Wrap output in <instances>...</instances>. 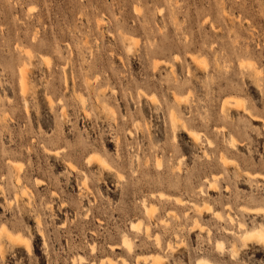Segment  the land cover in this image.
Instances as JSON below:
<instances>
[{
	"label": "rangeland",
	"instance_id": "rangeland-1",
	"mask_svg": "<svg viewBox=\"0 0 264 264\" xmlns=\"http://www.w3.org/2000/svg\"><path fill=\"white\" fill-rule=\"evenodd\" d=\"M249 229L264 0H0V264H264Z\"/></svg>",
	"mask_w": 264,
	"mask_h": 264
},
{
	"label": "bare ground",
	"instance_id": "bare-ground-1",
	"mask_svg": "<svg viewBox=\"0 0 264 264\" xmlns=\"http://www.w3.org/2000/svg\"><path fill=\"white\" fill-rule=\"evenodd\" d=\"M198 138V137H197ZM212 184V183H211ZM246 229V228H245ZM261 229H262V227H261ZM2 232V231H1ZM242 232V231H241ZM241 237V236H240ZM244 237H245V239L247 240V239H249V240H251V239H257V240H259V241H261V242H263L264 243V231L263 230H248V231H246L245 232V234H244ZM243 239V238H242ZM248 241V240H247ZM128 242V241H127ZM234 249V248H233ZM232 254H235V253H232ZM158 257V256H157ZM154 258V257H153ZM159 258V257H158ZM156 260V259H155ZM158 260V259H157ZM198 262H197V264H213V263H211L209 260H206V258L205 259H199V260H197Z\"/></svg>",
	"mask_w": 264,
	"mask_h": 264
}]
</instances>
